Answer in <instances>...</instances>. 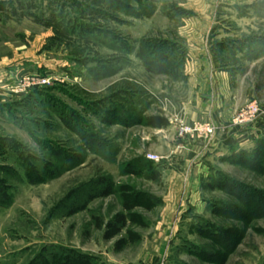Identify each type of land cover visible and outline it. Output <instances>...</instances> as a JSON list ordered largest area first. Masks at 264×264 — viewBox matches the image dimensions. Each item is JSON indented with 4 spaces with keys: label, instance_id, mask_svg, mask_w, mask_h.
<instances>
[{
    "label": "rangeland",
    "instance_id": "1",
    "mask_svg": "<svg viewBox=\"0 0 264 264\" xmlns=\"http://www.w3.org/2000/svg\"><path fill=\"white\" fill-rule=\"evenodd\" d=\"M190 29L264 103V0H0V264L72 252L93 264H264V161L230 149L182 160ZM160 55L167 73H148L145 58ZM30 77L51 83L15 92ZM160 115L168 128L141 121ZM47 167L62 173L39 178ZM101 178L113 194L89 201ZM126 195L139 196L131 213ZM120 213L131 221L106 240L97 220ZM128 231L141 240L118 250Z\"/></svg>",
    "mask_w": 264,
    "mask_h": 264
},
{
    "label": "crops",
    "instance_id": "2",
    "mask_svg": "<svg viewBox=\"0 0 264 264\" xmlns=\"http://www.w3.org/2000/svg\"><path fill=\"white\" fill-rule=\"evenodd\" d=\"M195 33L192 30L190 41L197 47L189 49L184 68L191 99L183 103V110L189 124H211L217 132L211 140L184 141L183 147L187 151L182 152V160L191 162L202 155L207 157L209 154L224 153L226 149L252 151L260 141H264V103L255 99L254 90L242 92L232 72L217 69L212 60L213 54L204 46V37L193 35ZM255 61H264V56ZM249 102L259 104L260 118L245 127L235 126V115ZM158 262L156 259L153 263Z\"/></svg>",
    "mask_w": 264,
    "mask_h": 264
},
{
    "label": "trees",
    "instance_id": "3",
    "mask_svg": "<svg viewBox=\"0 0 264 264\" xmlns=\"http://www.w3.org/2000/svg\"><path fill=\"white\" fill-rule=\"evenodd\" d=\"M150 57L147 56L144 60V64L146 65V69H147V72L148 73H151V74H154V75H164L167 73V70H166V65H167V59L165 56H162L160 55L159 57H157V60H149ZM142 122L145 123V125L147 127H150L152 129H165V128H168L170 123H169V120L163 116H150L148 118H145L144 120H141ZM140 121V122H141ZM83 136V135H82ZM86 142H88L89 144H92V145H96L98 139L93 136V135H84L82 137ZM248 160V159H246ZM262 160L264 161V141H260L256 147V149H253V153L249 156V161H246L244 163H247V164H252V166L256 167L258 164H260V162H262ZM136 167L138 169H141L140 166L136 165ZM136 171H133V173H135ZM62 172L59 171L57 168H55V170L53 172H50V169H48V167L42 172V173H39V178L42 177H47L46 179L47 180H51L55 177H57L59 174H61ZM43 174V175H42ZM157 176L154 177V179L156 180ZM38 180H41V179H37V180H33V182H36ZM45 180V181H47ZM97 188L99 190H97L98 194L97 195H89L88 196V200L89 201H93L95 200L97 197H101V198H107L109 197L110 195L113 194V190H114V184L109 180V179H106V178H101L98 182H97ZM229 184L226 183V184H221V185H218L217 188L218 189H221V190H227V189H230L228 186ZM123 190L125 191H129L128 189L126 188H123ZM130 192V191H129ZM129 195V194H128ZM126 195V201L124 202V210H126L127 213H131L136 207H139V204L138 202H134L133 201H136L137 198H139V196H128ZM258 195H259V199L264 202V192H258ZM85 206L87 205H84L80 211L84 210L85 209ZM73 213H75L74 211L73 212H70L69 214L72 215ZM130 216H127L123 213H120L118 215L115 216V218L110 221L108 224H103L102 221L100 220H97V227L98 229H103L105 228L106 229V232H105V239L106 240H112L114 238H116L119 234H121L123 232L124 229H126L127 227V224L129 222V220L131 221V215L132 214H129ZM232 231L231 230H227L224 234H223V237L222 238L225 242H226V239H229L230 236L232 235ZM128 234V237L130 239L125 240H120L117 244V249H122L124 247V245L129 242V241H132V242H139L141 239H140V236L131 232V231H128L127 232ZM39 264H49V262H39ZM52 264H93V259L90 257V256H87V255H83V254H78L77 252H72L70 255H66L64 258H61L60 260H58L56 263H53Z\"/></svg>",
    "mask_w": 264,
    "mask_h": 264
},
{
    "label": "built area",
    "instance_id": "4",
    "mask_svg": "<svg viewBox=\"0 0 264 264\" xmlns=\"http://www.w3.org/2000/svg\"><path fill=\"white\" fill-rule=\"evenodd\" d=\"M51 80L48 78L30 77L24 79V83L16 87L17 93L23 92L35 86L50 85ZM165 107H173L169 100H165ZM233 119V123L237 127H245L256 122L261 116V110L257 102H250L243 107ZM216 128L211 124L192 123L189 124L186 120L179 122V137L190 138L193 140H211L216 134Z\"/></svg>",
    "mask_w": 264,
    "mask_h": 264
}]
</instances>
